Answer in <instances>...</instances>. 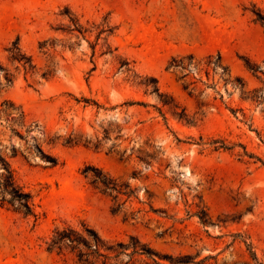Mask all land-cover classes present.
<instances>
[{
  "label": "rangeland",
  "instance_id": "374dc122",
  "mask_svg": "<svg viewBox=\"0 0 264 264\" xmlns=\"http://www.w3.org/2000/svg\"><path fill=\"white\" fill-rule=\"evenodd\" d=\"M6 164L34 216L0 204V264H79L47 245L82 223L134 264H264V0H0Z\"/></svg>",
  "mask_w": 264,
  "mask_h": 264
},
{
  "label": "trees",
  "instance_id": "16d2710c",
  "mask_svg": "<svg viewBox=\"0 0 264 264\" xmlns=\"http://www.w3.org/2000/svg\"><path fill=\"white\" fill-rule=\"evenodd\" d=\"M92 183L99 186L103 192H120L113 179L102 172ZM31 198L29 193L24 192L23 188L16 184L13 173L6 164L0 175V204H9L16 212L29 216L33 215ZM126 250H129V253H126ZM47 251L57 254L67 251L75 256L79 264H120L119 260L124 254L128 256L126 264H134L135 256H144L153 262L154 257H157V253L149 245L142 244L136 237H129L127 244L110 243L84 223L79 230L71 226L56 228L47 245Z\"/></svg>",
  "mask_w": 264,
  "mask_h": 264
}]
</instances>
